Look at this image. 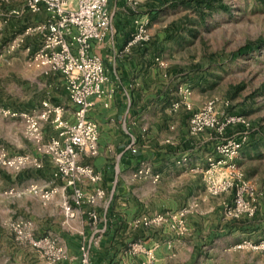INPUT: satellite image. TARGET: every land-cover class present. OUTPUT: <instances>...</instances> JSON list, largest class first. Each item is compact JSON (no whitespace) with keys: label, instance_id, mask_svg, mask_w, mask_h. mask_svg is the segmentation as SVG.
<instances>
[{"label":"crops","instance_id":"0c3cea01","mask_svg":"<svg viewBox=\"0 0 264 264\" xmlns=\"http://www.w3.org/2000/svg\"><path fill=\"white\" fill-rule=\"evenodd\" d=\"M212 3L210 0H152L131 7L127 0H108L113 17L111 31L103 43L92 47L102 58L108 75L103 86L104 96L88 113L98 125V149L94 155L81 156L83 163L101 174V180L97 184L86 185L85 181L79 184L87 194L94 192L96 187L104 191L92 209L106 221L107 231L98 246L91 248V264H133L130 260L134 257L124 247L133 242L146 245L154 240L147 230L140 236L144 228L133 226V219L143 212L176 210L187 204L196 206L186 217L187 231L182 241L172 242L161 235V248L151 264H165L160 260V252L167 253V248L178 245L184 246V264H242L240 255L235 256V252L250 251L235 245L248 238L245 232L257 226V221L231 217L227 204L232 196L211 194L207 189L203 193L195 192L199 184L205 186L206 156L213 151L220 136L214 130L190 134L191 110L180 101V88L188 86L191 95L186 101L193 109L202 104L192 89L195 74L186 75L188 62L179 60L174 50L189 39L184 26L188 29L195 26V18L204 17ZM12 8L23 10L4 26L12 27V39L22 35L27 26L46 18L43 8L38 12L26 9L25 0H10L3 4L0 12L7 13ZM144 14L149 17V40L143 45H127L134 29V17ZM182 28L185 29L183 33ZM40 44L39 34L27 35L21 47L0 55V62L28 67L25 47L34 51ZM34 71L40 76L51 77L50 82L43 78L46 86L60 89L63 94H53L51 101L63 105L65 117L70 116L73 106L62 76H45ZM103 103L108 104L107 107ZM131 146L135 147L134 152L130 151ZM183 156L187 157L185 163L180 162ZM142 162L149 166L150 175L133 177ZM195 167L197 170H192ZM153 175L158 178L154 180ZM88 209L91 206L84 204L76 211L75 218L79 219L76 234L62 237L72 254H78V245L89 235ZM140 256L143 258L142 254ZM174 256L169 259L170 263L177 264V258L182 260L181 256ZM137 261L140 264V260ZM251 263L250 259L243 261V264ZM73 264L80 263L76 259Z\"/></svg>","mask_w":264,"mask_h":264},{"label":"built area","instance_id":"2783aa9c","mask_svg":"<svg viewBox=\"0 0 264 264\" xmlns=\"http://www.w3.org/2000/svg\"><path fill=\"white\" fill-rule=\"evenodd\" d=\"M9 1L0 0V10L3 4ZM149 1L152 0H127V3L131 7H137ZM25 8L31 12H38L43 8L46 18L27 26L22 35L2 44L4 26L12 16L21 15L23 10L12 8L7 13L0 12V55L21 47L25 36L39 34L41 44L37 49L32 51L29 46L25 47L28 54L27 64L41 75L62 76L73 109L70 116L65 117L66 108L63 105L52 104L47 100L41 102L40 109L32 112L16 111L0 105L1 116L23 123L27 137L34 142L37 150L51 158L54 177L60 178L64 183L61 188H42L37 183L30 182L19 193L31 192L43 200H48L61 190V206L67 218L75 217L76 211L84 204L91 206V209L86 211L90 225L89 235L78 245V254L75 257L80 264H91V248L98 246L107 229L106 221L92 209L104 191L96 187L94 192L87 194L79 186L83 181L97 184L101 180V174L89 164L83 163L81 156L94 155L98 149V125L89 118L88 113L96 101L104 96L103 86L108 80V75L102 58L92 51V47L103 43L108 37L113 17L108 8V0H25ZM148 24V15L135 16L133 33L127 45L146 43L150 37ZM180 91V101L191 110L189 133L194 135L205 130H214L220 136L213 151L206 156L203 177L207 191L211 194H221L230 190L232 199L227 204L228 213L236 219L254 216L256 187L244 177L236 163L247 136L225 135L227 127L231 125H247L245 118L227 114L215 98L206 99L200 107L193 109L186 101L190 98L191 89L185 86L180 88ZM103 105L107 107L108 104ZM226 106L227 102H222V108ZM47 121L56 129V134L44 141L43 126ZM129 149L131 152L136 150L134 146ZM186 161V156L181 157V163ZM28 162V155L8 156L5 152L0 153V165L12 169L17 170ZM195 169L197 170L196 167L192 170ZM132 175L135 178L146 177L150 175V168L142 162ZM153 176L154 180L158 178L157 175ZM67 189L71 190V199L63 194ZM195 206L187 204L176 210L143 212L133 219L132 224L145 229H167L181 236L187 231L186 217ZM13 232L16 241L29 246L46 263L62 260L72 262L74 259L64 244L54 236H36L19 224L13 226ZM130 246V254H143L144 258L140 264H150L155 260L158 242L153 241L146 245L144 242H134ZM235 247L257 251L264 257V234L257 241L246 239ZM70 262L68 264H72Z\"/></svg>","mask_w":264,"mask_h":264},{"label":"rangeland","instance_id":"374dc122","mask_svg":"<svg viewBox=\"0 0 264 264\" xmlns=\"http://www.w3.org/2000/svg\"><path fill=\"white\" fill-rule=\"evenodd\" d=\"M210 1L213 3L209 4V9L201 19L191 12L197 17L195 26L191 27L194 32L191 33V28L184 26L189 39L181 46L177 45L179 48L176 47L174 51L179 60L188 62L186 75L195 74L196 82L194 86L190 84L201 103L215 98L227 114L241 115L247 122V125L234 124L227 127L225 135L247 136L236 163L244 177L256 187V213L247 218H254L258 225L252 227L250 232L246 231L248 238L243 240L257 241L264 234V0ZM3 31L1 43L5 44L13 37L12 27H5ZM43 78L47 82L51 81V77L40 76L24 64L0 62V105L16 111L32 112L41 108L43 100L54 104L50 97L53 94L62 96V91L48 88ZM222 102H227L226 108H222ZM43 134L44 141L56 134V129L49 121L44 123ZM1 152L8 156L28 155L29 162L17 170L0 165V264H68L70 261L67 260L44 262L33 249L16 241L13 232V226L19 224L36 236L51 235L62 243L63 236L76 234L79 219L64 215L61 190L48 200L31 192L19 193L30 182L42 188L63 186V181L53 175L51 158L37 150L34 142L27 137L20 120L0 115ZM10 189L14 191L9 192ZM205 189L203 184H199L195 192L203 193ZM64 193L70 198L71 190H64ZM223 193L232 196L230 190ZM146 230L154 239L149 244L158 242L155 258L156 251L161 248V235L177 243L183 238V235H176L167 229L144 228L140 236H144ZM124 248L127 250L131 246ZM242 250L235 252V256L240 255L242 264L249 259L253 262L251 264H264L261 253ZM161 252L158 253L160 260L165 261V264H172L169 259L174 258V255L182 258L176 259L177 264H184V246H171L167 248V253ZM68 253L74 258L70 262L73 264L77 253ZM131 255L135 260H130L133 264H139L137 260L141 263L144 258L141 254Z\"/></svg>","mask_w":264,"mask_h":264},{"label":"trees","instance_id":"16d2710c","mask_svg":"<svg viewBox=\"0 0 264 264\" xmlns=\"http://www.w3.org/2000/svg\"><path fill=\"white\" fill-rule=\"evenodd\" d=\"M201 1V0H200ZM120 223H121V221H120ZM107 225V224H106ZM107 227V226H106ZM106 231H107V229H106ZM106 233V232H105Z\"/></svg>","mask_w":264,"mask_h":264}]
</instances>
